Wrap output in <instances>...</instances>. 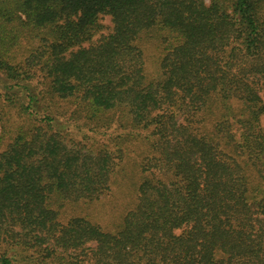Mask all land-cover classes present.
Wrapping results in <instances>:
<instances>
[{
	"label": "trees",
	"instance_id": "trees-1",
	"mask_svg": "<svg viewBox=\"0 0 264 264\" xmlns=\"http://www.w3.org/2000/svg\"><path fill=\"white\" fill-rule=\"evenodd\" d=\"M101 15L113 30L92 41ZM0 73L27 115L7 127L0 103V264H264V0H0ZM56 98L143 135L146 174L114 231L59 217L108 191L120 151L72 143Z\"/></svg>",
	"mask_w": 264,
	"mask_h": 264
},
{
	"label": "rangeland",
	"instance_id": "rangeland-1",
	"mask_svg": "<svg viewBox=\"0 0 264 264\" xmlns=\"http://www.w3.org/2000/svg\"><path fill=\"white\" fill-rule=\"evenodd\" d=\"M101 24L100 29L92 37V41H97L102 36L107 35L113 30V21L110 15H101L99 17ZM158 31L147 30L139 35L136 41L138 48L142 53V63L146 78H157L161 76L159 68V59L163 54V47L159 43ZM91 42H85L83 45L88 46ZM5 79L0 73V103L5 107L7 127H16L24 118L26 113H23L18 106L9 105L5 97L2 95L3 83ZM40 88L41 86L38 85ZM39 88L37 90H39ZM264 103V96L262 97ZM45 103V101H43ZM43 102L41 104H43ZM54 123L57 127L63 126L68 139L73 141H84L86 144L92 145L95 148H105L112 155L117 157L118 164L115 166L112 174V180L108 191L99 198L88 200L66 201L61 206L60 218L66 221L73 216H81L100 225L104 230L114 231L117 224L121 221V217L130 210L138 200V185L143 173L138 166V163H143L146 156L150 153L146 151L143 135H136V130H131L128 127L126 117L120 116V121L117 119V114H114L111 124L105 126H92L86 123L84 118L76 115L75 111L78 106L73 100L57 99L52 104ZM21 111V112H20ZM124 123V124H123ZM126 124V125H125ZM261 126L264 127V114L261 116ZM2 127L0 125V133ZM145 134L146 131H141ZM8 139L6 138L5 142ZM3 147V146H2ZM0 147V148H2ZM159 174V173H158ZM24 252L16 253L15 257L21 262V257Z\"/></svg>",
	"mask_w": 264,
	"mask_h": 264
}]
</instances>
